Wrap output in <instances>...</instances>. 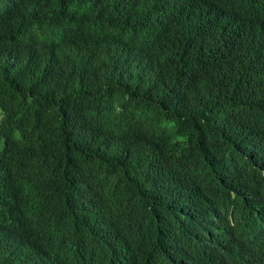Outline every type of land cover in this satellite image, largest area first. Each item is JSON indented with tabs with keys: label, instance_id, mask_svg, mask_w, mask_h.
I'll return each mask as SVG.
<instances>
[{
	"label": "trees",
	"instance_id": "1",
	"mask_svg": "<svg viewBox=\"0 0 264 264\" xmlns=\"http://www.w3.org/2000/svg\"><path fill=\"white\" fill-rule=\"evenodd\" d=\"M0 264H264V0H0Z\"/></svg>",
	"mask_w": 264,
	"mask_h": 264
},
{
	"label": "clouds",
	"instance_id": "2",
	"mask_svg": "<svg viewBox=\"0 0 264 264\" xmlns=\"http://www.w3.org/2000/svg\"><path fill=\"white\" fill-rule=\"evenodd\" d=\"M113 2V0H109V4H111ZM208 112H205V115H208ZM137 116H139V113H137ZM198 117H191V119L193 121H195V119H197ZM200 123L203 124L204 121L201 119ZM167 126L171 129L174 128L176 126V121L175 120H171L167 122ZM193 144L196 143L195 140L191 141ZM170 145H182L184 148H187L189 146V136L187 134L185 135H175L174 137L171 138L170 140ZM177 155H179V149L177 151Z\"/></svg>",
	"mask_w": 264,
	"mask_h": 264
}]
</instances>
